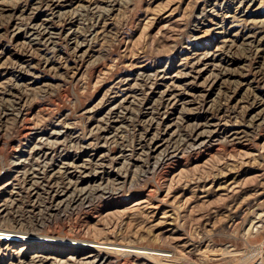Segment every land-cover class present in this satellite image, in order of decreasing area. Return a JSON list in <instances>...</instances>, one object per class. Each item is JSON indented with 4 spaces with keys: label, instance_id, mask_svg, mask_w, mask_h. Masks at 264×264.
<instances>
[{
    "label": "rangeland",
    "instance_id": "374dc122",
    "mask_svg": "<svg viewBox=\"0 0 264 264\" xmlns=\"http://www.w3.org/2000/svg\"><path fill=\"white\" fill-rule=\"evenodd\" d=\"M0 228V264H264V0H0Z\"/></svg>",
    "mask_w": 264,
    "mask_h": 264
},
{
    "label": "bare ground",
    "instance_id": "6f19581e",
    "mask_svg": "<svg viewBox=\"0 0 264 264\" xmlns=\"http://www.w3.org/2000/svg\"><path fill=\"white\" fill-rule=\"evenodd\" d=\"M25 134V133H24ZM47 152V151H46ZM166 164V163H165ZM70 174V173H69ZM41 180V179H40ZM43 186V185H42ZM66 192V191H65ZM65 195V194H64ZM76 195V194H75ZM74 197V196H73ZM83 199V198H82ZM88 201V200H87ZM142 201V200H140ZM23 232V233H22ZM30 233H34V232H24V231H19V230H13V229H2L0 228V238H5V239H13L14 237H29V238H34V236H31ZM37 234H40L39 232H36ZM59 239V238H58ZM67 239V238H65ZM63 238H60V240H57V241H61V242H66V243H70V244H76L78 246H85L87 245V247H90L91 250L89 252V256H93V255H99L101 256V258H99V261L100 263L99 264H105L106 261L109 259V256L107 255V253L111 252L110 249L112 250H116L117 252L119 253H122V251H124L125 253L128 252V253H141V254H155V253H150V252H144V250H139L138 248L139 247H136L135 246H131V245H124V246H119V247H116V246H109V245H106L104 243H101V242H93V241H90V242H81V241H70V240H65ZM106 243V242H105ZM113 244V243H112ZM97 252L98 254H94V252ZM100 252V253H99ZM106 254V256H105ZM159 255H166V254H163L162 252L161 253H158ZM148 256H152V255H148ZM157 256V255H156ZM154 258V256H153Z\"/></svg>",
    "mask_w": 264,
    "mask_h": 264
}]
</instances>
